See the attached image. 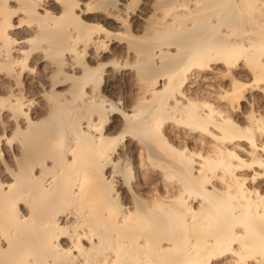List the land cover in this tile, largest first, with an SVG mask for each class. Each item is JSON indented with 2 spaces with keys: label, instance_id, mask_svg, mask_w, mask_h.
Here are the masks:
<instances>
[{
  "label": "bare ground",
  "instance_id": "bare-ground-1",
  "mask_svg": "<svg viewBox=\"0 0 264 264\" xmlns=\"http://www.w3.org/2000/svg\"><path fill=\"white\" fill-rule=\"evenodd\" d=\"M129 2L98 0L90 11L87 0H67L83 7L61 16L35 7L45 3L53 11L54 0H0V30L10 37L0 31V98L11 96L14 104L28 97L27 116L8 135L17 126L23 131L13 144L0 140V238L13 244L0 259L30 254L40 264H101L119 248L128 264H184L199 258L194 245L198 239L203 246L210 232L228 235L243 223L258 229L264 207L245 198L226 173L239 175L251 194L244 178L252 169L230 167L240 163L230 153L247 163L261 158L262 150L245 139L251 125L260 138V107L253 120L247 98L234 105L221 99L228 86L220 57L237 37L251 39L256 47L248 54L258 57L264 0H132L131 11ZM96 24L107 32L85 27ZM30 39L36 47L28 58L37 72L10 75L25 54L15 41L33 48ZM117 77L126 92L117 93L124 103L112 112L104 100H111ZM105 109L104 137L125 133L111 150L93 142ZM0 118L7 122L3 110Z\"/></svg>",
  "mask_w": 264,
  "mask_h": 264
},
{
  "label": "snow or ice",
  "instance_id": "snow-or-ice-1",
  "mask_svg": "<svg viewBox=\"0 0 264 264\" xmlns=\"http://www.w3.org/2000/svg\"><path fill=\"white\" fill-rule=\"evenodd\" d=\"M98 6V0H87L88 10H94ZM135 3L130 0L129 2V11L133 7H135ZM41 12L45 15H53L58 13L63 16L66 12L71 9H80L83 7L82 4L69 5L67 0H54V3L51 5L53 11H48L49 5L45 3H37L35 5ZM248 8L254 7L252 3H248L246 5ZM262 17H264V4L261 5ZM79 19V18H77ZM123 19V17H122ZM27 22L24 19L20 20V24L23 26ZM81 24L85 22L80 20ZM85 27L91 28L93 32L99 31L101 33L107 32V29L101 25L96 24L94 26L85 25ZM127 27V21H124V28ZM2 34L7 38V30H0ZM242 35H248L247 33H243ZM261 40L259 42V51L257 56H250L248 53L251 49L256 47L255 43L251 39H242L241 37H237L236 40L230 41L226 49L221 55V59L223 60L224 70L221 75L224 77L223 83L228 86L227 91L222 90L221 99H230L232 104L234 105L238 100L244 101L247 98L252 106V110L248 112V116L250 119L255 120L256 111L255 108L257 103L260 107V117L259 120H256V124L259 125L258 131L260 133L259 140L256 139L255 125H251L248 128L249 136L245 137V139H249L251 146L253 149H257L258 147L262 150L260 152L261 158L259 160L253 159L251 163H247L241 159L240 156L236 155L235 152L230 153L231 156L235 158V160L240 163L230 167L243 168V169H252V171L244 178L249 182V188L251 189V194H247V190L245 189L244 183H241V177L236 175L233 172H227V175H232L234 177V182L238 186V190H242L245 192V198L252 200L253 197L258 200L257 208L260 209L264 207V18H262V26H261ZM17 45L24 48L25 54L21 59H16L11 64L10 75H16L21 72H31L36 73L37 69L31 67L29 61V54L36 45L33 40H29L28 43L33 45V48H27L20 41H15ZM99 50V48H98ZM93 63H95L93 61ZM114 67H119V61H110ZM206 66V65H204ZM99 67H103L102 65ZM243 67L247 70V76H242L238 71V68ZM3 71V69H0ZM100 76L98 71L92 74L90 79V83H92V88L90 89L93 98H95V83L99 82ZM251 89L253 92L252 96H247L248 90ZM126 92V86L120 84L119 77L116 78L112 83V87L108 92V95L111 97V100L105 98V104H111L112 112H119L120 105L124 103L123 100L119 99L117 93L123 94ZM183 93H181L182 95ZM257 97L259 98L257 101ZM11 96L0 98V110H3L4 117L7 118V122L3 118H0V124H3V128H0V131L5 133L4 137H0V140H5L7 144H13V142L17 139L23 129L17 126V131H12L10 135L9 129L12 127L13 122L19 120L21 116H27L25 111L26 103L28 102V97H17L15 103H10ZM206 108H211V105H205ZM107 113V109L100 113L101 119L96 122V133L93 135V142L99 141L100 145H108V150H111L112 147L119 143L120 138L125 133L120 132V134L105 138L103 135V119ZM223 116V113H221ZM202 131H207L206 129H202ZM208 135L211 136L212 133L208 132ZM219 139V137H216ZM182 147V144H181ZM188 152L187 148H183V153L186 154ZM197 153H193L196 155ZM254 155V153L252 154ZM99 160L102 162L105 156V152L102 149L97 153ZM73 161H75V152L71 157ZM203 160L204 157L201 156ZM259 165V171L254 168V165ZM201 173H205V166L201 165ZM209 174H213L214 170L209 168ZM220 179H224V177H220ZM259 180V187H256V182ZM227 182V181H225ZM209 188L212 187L213 180L211 176L205 181ZM229 183V190L232 189L233 183ZM11 187V186H10ZM84 186L81 184V194H83ZM202 189L197 186L193 189L195 194L199 195V192ZM257 216L259 217V227L258 229H253L249 223H243L239 226L237 224H233L230 228V233L228 235H224L221 231L210 232L206 235L203 246L200 245L199 240L197 239V243L194 245L198 248V256L199 258L196 260L185 261L184 264H264V211H258ZM195 218V217H193ZM74 239V244H79V240ZM191 244V241L188 242ZM4 244H7V247H4ZM150 241L145 244H140V247L149 246ZM13 247L11 239L4 237L0 238V251L4 253H8L11 251ZM69 254H71L72 249L67 250ZM115 259H109L101 262V264H128L127 261L121 258V250L119 248L115 249ZM0 264H40L39 261L34 260L30 254L23 255L22 258L16 260H8V259H0ZM79 264V262H78ZM87 264V262H85Z\"/></svg>",
  "mask_w": 264,
  "mask_h": 264
}]
</instances>
